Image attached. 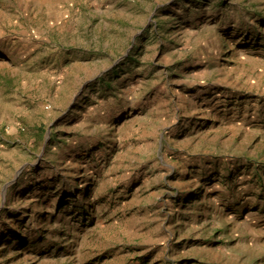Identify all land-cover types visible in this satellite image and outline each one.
I'll list each match as a JSON object with an SVG mask.
<instances>
[{
  "label": "rangeland",
  "instance_id": "obj_1",
  "mask_svg": "<svg viewBox=\"0 0 264 264\" xmlns=\"http://www.w3.org/2000/svg\"><path fill=\"white\" fill-rule=\"evenodd\" d=\"M0 264H264V0H0Z\"/></svg>",
  "mask_w": 264,
  "mask_h": 264
}]
</instances>
